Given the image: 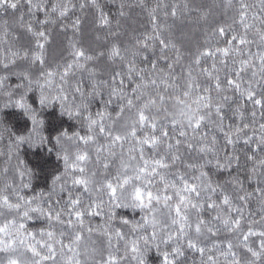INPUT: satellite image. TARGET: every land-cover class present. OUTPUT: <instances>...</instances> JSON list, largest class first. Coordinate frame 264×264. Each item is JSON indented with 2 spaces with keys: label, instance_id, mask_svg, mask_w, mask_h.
Returning a JSON list of instances; mask_svg holds the SVG:
<instances>
[{
  "label": "snow or ice",
  "instance_id": "1",
  "mask_svg": "<svg viewBox=\"0 0 264 264\" xmlns=\"http://www.w3.org/2000/svg\"><path fill=\"white\" fill-rule=\"evenodd\" d=\"M0 264H264V0H0Z\"/></svg>",
  "mask_w": 264,
  "mask_h": 264
},
{
  "label": "trees",
  "instance_id": "2",
  "mask_svg": "<svg viewBox=\"0 0 264 264\" xmlns=\"http://www.w3.org/2000/svg\"><path fill=\"white\" fill-rule=\"evenodd\" d=\"M84 27H85V37H84L85 41L94 39V36L96 33L92 30V24L90 22V18L85 20ZM182 28L185 31H188L190 30L191 26L188 25L187 22H185ZM62 44H63V37L54 33L53 38H52V44L49 49L50 55L57 54Z\"/></svg>",
  "mask_w": 264,
  "mask_h": 264
}]
</instances>
